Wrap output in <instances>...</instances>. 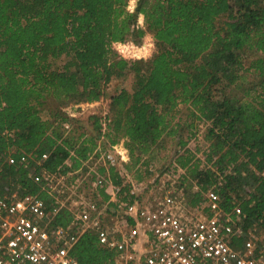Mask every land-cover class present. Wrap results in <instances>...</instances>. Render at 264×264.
<instances>
[{
  "label": "trees",
  "instance_id": "1",
  "mask_svg": "<svg viewBox=\"0 0 264 264\" xmlns=\"http://www.w3.org/2000/svg\"><path fill=\"white\" fill-rule=\"evenodd\" d=\"M128 3L0 0V195L36 196L50 227L66 228L72 215L55 210L40 174L86 167L99 118L89 133L73 115L98 102L115 79L130 80V89L109 98L104 143L123 144L128 161L123 176L108 168L113 186L133 203L139 197L130 195L131 184L147 189L154 174L167 171L178 177L187 205L206 204L211 191L223 213L240 218L234 248L249 229L264 240V0H137L133 12ZM146 34L155 49L148 59L127 61L111 49L114 42L138 45ZM247 72L258 83L242 90ZM168 145L175 150L157 171L153 161ZM93 174L92 197L106 202V170ZM70 255L101 264L113 263L117 252L87 232Z\"/></svg>",
  "mask_w": 264,
  "mask_h": 264
},
{
  "label": "built area",
  "instance_id": "2",
  "mask_svg": "<svg viewBox=\"0 0 264 264\" xmlns=\"http://www.w3.org/2000/svg\"><path fill=\"white\" fill-rule=\"evenodd\" d=\"M116 44L128 51H119ZM144 46V42L111 43L118 57L127 61L150 58L151 55L135 57V49ZM99 104L98 101L79 107ZM107 124V117L102 114L93 157L101 162L97 167L106 170L103 177L108 179L109 199L103 202L92 197L97 187L93 168L87 174L90 198L78 191L77 176L82 170L58 176L41 172L43 190L54 198L55 210L64 208L72 215L70 224L63 228L50 227V216L36 196L0 195V264H79L70 250L87 232L95 233L101 247L117 252L113 263L101 264H264L261 234L249 229L242 246L234 248L233 239L242 235L240 218L233 220L231 214L223 213L211 191L205 195L206 204L187 205L178 177L167 171L154 174L147 189L144 183L131 184L130 195L139 200L127 202L126 194L121 193V187L113 186L107 174L108 168H115L123 176L127 150L119 142L104 143ZM104 210L116 218L117 225L103 227Z\"/></svg>",
  "mask_w": 264,
  "mask_h": 264
},
{
  "label": "rangeland",
  "instance_id": "3",
  "mask_svg": "<svg viewBox=\"0 0 264 264\" xmlns=\"http://www.w3.org/2000/svg\"><path fill=\"white\" fill-rule=\"evenodd\" d=\"M138 25L141 26L139 23H138ZM142 42L145 43L144 38H143ZM154 50L155 49L153 47L150 55H152V53H154ZM245 66H248V63L245 62ZM129 82H130V80L115 79L113 82L110 83V85L107 88H105L104 94L101 97V99L99 100L100 104L98 106H91V107H86L83 109H81L79 107L77 112L75 113V115L72 118L78 123L79 126H82V128L85 129L86 132L90 133L91 129H92V126H91L92 118L93 117L100 118L102 114H105V116L107 117V115L109 114V102H110L109 98L114 94V92L118 91L121 88L130 89V83ZM257 83H258V79L252 73L247 72L244 74V79L241 82L240 89L245 90V89L252 88ZM234 93H236L238 97H241L243 94V92L241 90H237ZM251 94H253V93H251ZM183 113H184L183 111L182 112L180 111V116L184 118ZM198 129H199L200 135L202 136L204 134V127L200 125L198 127ZM106 147L107 146H105V148ZM173 150H175V148H172L171 146L168 145L167 149H165L164 151L159 153L156 156L155 160L153 161V168L157 171L161 170L163 168V165L166 164L169 161V159L171 158ZM126 162L128 163V161H126ZM98 163H101L99 158L93 157L91 160H89L87 162L86 167L77 176V179L79 181L78 191L83 192L87 197L92 195V190L90 188L91 187L90 178L88 176L90 174L89 170L91 168L96 169V167L98 166L96 164H98ZM119 217L120 216H117V218H119ZM102 223L104 225L103 227H105V228L106 227L109 228L110 226L117 225L116 218H112L110 216V213L107 212L106 210H104V216L102 219ZM142 242L145 243L144 240ZM141 244H143V243H141Z\"/></svg>",
  "mask_w": 264,
  "mask_h": 264
},
{
  "label": "clouds",
  "instance_id": "4",
  "mask_svg": "<svg viewBox=\"0 0 264 264\" xmlns=\"http://www.w3.org/2000/svg\"><path fill=\"white\" fill-rule=\"evenodd\" d=\"M134 6H135V0H129L128 3V11L132 12L134 10ZM138 23L142 26L143 25V16H140L138 18ZM144 41H145V46L143 48H138L135 49L134 55L136 58H147L150 54H151V50L153 49L154 45H153V38L151 37L150 34H146L144 37ZM117 48L119 49V51L121 52H127L128 48H125L123 46H120L119 44H116ZM131 47V46H129Z\"/></svg>",
  "mask_w": 264,
  "mask_h": 264
},
{
  "label": "water",
  "instance_id": "5",
  "mask_svg": "<svg viewBox=\"0 0 264 264\" xmlns=\"http://www.w3.org/2000/svg\"><path fill=\"white\" fill-rule=\"evenodd\" d=\"M137 1V0H136ZM136 1H135V6H136ZM135 6H134V8H135ZM134 11V10H133Z\"/></svg>",
  "mask_w": 264,
  "mask_h": 264
}]
</instances>
